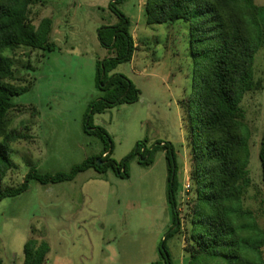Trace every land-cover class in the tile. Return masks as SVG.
<instances>
[{"label":"rangeland","instance_id":"1","mask_svg":"<svg viewBox=\"0 0 264 264\" xmlns=\"http://www.w3.org/2000/svg\"><path fill=\"white\" fill-rule=\"evenodd\" d=\"M112 1L38 0L30 7L29 19L35 25L44 17L52 19L50 40L56 48L20 45L6 52L12 74L5 82L23 92L9 96L8 130L21 137L11 143L14 165L0 181V191L20 186L32 169L40 174L70 173L88 158L99 159L106 148L109 158L120 162L139 141L148 148L169 143L178 166L175 196L182 226L179 233L167 237L166 247L173 264H187L185 248L195 199L182 107L194 79L189 23L182 18L147 23L146 0L117 4L130 18L136 49L131 61L120 63L112 73L132 81L139 98L95 113L92 126L87 127L90 104L103 95L97 86L98 61L111 55L98 32L119 20L110 7ZM255 2L263 39L253 68L261 86L247 92L240 104L250 144L251 183L245 188L243 205L253 211L264 230L259 159L264 134V0ZM95 127L106 129L110 140L93 133ZM125 168L128 176L112 167L104 171L90 167L69 180L43 183L32 179L21 194L3 198V263L151 264L162 259L160 247L173 221L166 151H156L150 165L141 163L140 156L132 157ZM187 178L189 191L184 188ZM262 251L264 256V246Z\"/></svg>","mask_w":264,"mask_h":264},{"label":"trees","instance_id":"2","mask_svg":"<svg viewBox=\"0 0 264 264\" xmlns=\"http://www.w3.org/2000/svg\"><path fill=\"white\" fill-rule=\"evenodd\" d=\"M125 0H114L111 9L119 20L99 29V40L111 55L98 61L97 86L103 95L90 104L86 126H92L95 113L104 112L120 103L138 100L139 90L121 73H112L122 62L131 61L136 49L130 18L117 8ZM38 0H0V181L13 168L11 143L20 138L8 130L9 96L20 94V87L8 85L12 74L6 52L20 45L40 50H55L50 40L52 19L44 17L38 25L29 19L30 7ZM149 24L185 19L189 23V43L194 64L192 91L182 104L187 124L186 139L191 145V180L195 192L191 208L189 254L187 264H264L262 247L264 230L253 211L243 205L246 186L251 183L248 172L250 158L249 130L244 123L240 104L245 94L261 86L254 78V58L263 35L255 0H146ZM92 132L109 141L106 129ZM166 151L169 169V201L173 221L160 251L162 259L151 264H173L166 247L167 237L181 231L180 211L176 200V155L169 143L151 148L139 141L130 154L117 162L110 159L108 148L100 156L88 158L70 173L40 174L32 169L17 187L0 191V201L27 190L29 182L43 183L73 179L77 173L94 167L104 171L112 167L128 176L127 160L140 156L150 165L154 153ZM107 153V154H106ZM106 154V155H104ZM264 182V134L259 148ZM264 205V195H263ZM36 260H34L35 262ZM28 264H37L36 263ZM0 264H4L0 256Z\"/></svg>","mask_w":264,"mask_h":264},{"label":"built area","instance_id":"3","mask_svg":"<svg viewBox=\"0 0 264 264\" xmlns=\"http://www.w3.org/2000/svg\"><path fill=\"white\" fill-rule=\"evenodd\" d=\"M184 188H185V191H189L191 189V182H190L189 178L186 179V182L184 184Z\"/></svg>","mask_w":264,"mask_h":264},{"label":"water","instance_id":"4","mask_svg":"<svg viewBox=\"0 0 264 264\" xmlns=\"http://www.w3.org/2000/svg\"><path fill=\"white\" fill-rule=\"evenodd\" d=\"M104 161H102L100 158L99 159H97V163L98 164H102Z\"/></svg>","mask_w":264,"mask_h":264}]
</instances>
